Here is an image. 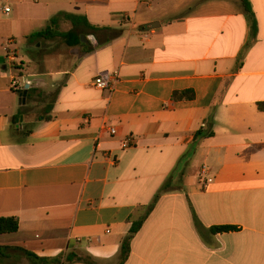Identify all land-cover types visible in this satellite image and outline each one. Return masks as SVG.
Segmentation results:
<instances>
[{
    "label": "crops",
    "instance_id": "crops-1",
    "mask_svg": "<svg viewBox=\"0 0 264 264\" xmlns=\"http://www.w3.org/2000/svg\"><path fill=\"white\" fill-rule=\"evenodd\" d=\"M249 3L0 0V218L19 222L0 264H118L158 194L125 264H264V0ZM62 13L98 28L66 61L27 40ZM28 83L58 87L46 116L20 101Z\"/></svg>",
    "mask_w": 264,
    "mask_h": 264
},
{
    "label": "trees",
    "instance_id": "trees-1",
    "mask_svg": "<svg viewBox=\"0 0 264 264\" xmlns=\"http://www.w3.org/2000/svg\"><path fill=\"white\" fill-rule=\"evenodd\" d=\"M241 3L245 9V12L248 16H252V7L249 3V0H241ZM62 22H70L72 25V29L68 32H62L60 31V25ZM89 28L93 31L98 30L96 27H92L89 25L87 19L85 17H79L69 14H59L56 17L52 18L48 24V26L41 32H37L32 34L31 36L27 37L28 41H38L41 39L45 40H55L60 39L67 47H77V46H85V44L82 42L81 36L87 37L86 33L81 30V28ZM111 33V39H115L121 36L122 30L121 29H107ZM89 52V51H88ZM16 68V67H14ZM21 70V69H20ZM25 89L21 91L23 94ZM35 91L33 89L27 90V101L32 100L33 94ZM56 97V94L54 95V99ZM173 100L180 101L184 99H191L194 98V93L192 91H183V92H175L173 94ZM53 99V100H54ZM259 110L264 111V104H259ZM51 117H48L47 120H50ZM211 134H204L205 137H208ZM203 136V131H199L195 134V138L198 139ZM170 187V182H167L164 184L163 190H167ZM159 199V194L155 197L154 201L150 206L148 207V210L146 212V215L142 217L141 219L134 221L132 223V227L130 229V232L128 236H126L122 242L121 245V253H120V261L118 264H125L126 261L129 258L130 255V246L135 238V236L138 234L140 229L142 228V225L144 224L146 218L150 214V212L153 210L157 200ZM19 230V222L16 218H0V235L4 234H15ZM234 230L233 227H216L212 229V232H227ZM9 248L0 246V262L7 258ZM27 256H34L30 253H26ZM38 258V257H36ZM41 260V259H38ZM43 260V259H42ZM46 264L49 262L48 260H43ZM53 264H75V263H82V264H96L93 259L89 256H81L77 253H70L67 254L65 257L57 258L53 261H51Z\"/></svg>",
    "mask_w": 264,
    "mask_h": 264
},
{
    "label": "rangeland",
    "instance_id": "rangeland-1",
    "mask_svg": "<svg viewBox=\"0 0 264 264\" xmlns=\"http://www.w3.org/2000/svg\"><path fill=\"white\" fill-rule=\"evenodd\" d=\"M231 7L233 9L235 8L233 5H231ZM71 29H72V25L70 22H62L60 25V31H62V32H68ZM88 40H90V39H88ZM47 41L48 40H45V39H41L39 41V43H41L42 45H45V48L43 49V51H44L43 55L44 56L46 54L50 53V55H52V56L54 54V56L56 57L57 60L66 61V59H70V58L74 59V57H76V54L78 53V52H76L77 51L76 49H79L78 48L79 46H77L76 48L67 47L60 39H55L54 42H52V43L51 42L49 43ZM33 42H35V41H31V43H33ZM49 45H51V46L49 47ZM33 48H34V46H33ZM48 48H50V49H48ZM22 56H26L25 53H23ZM13 67H16L13 69H14V72L16 73V75L18 76L19 79H21L22 75L26 74L25 73L26 71L24 70L25 67H22V66L18 65L17 63H15ZM28 86L30 87L29 83H28ZM57 88L58 87H54L53 89L50 90V92H45L39 88L37 90H35L36 92H34V94H33L31 103L29 102V104H27V107H26L28 109V111H30V113H32L31 115H33L34 119L37 116H41V115L46 116L44 114V110L49 105V102H51L52 95L58 90ZM47 97L49 99H47ZM21 118H22V116H20V119ZM81 256L85 257L83 254H81Z\"/></svg>",
    "mask_w": 264,
    "mask_h": 264
},
{
    "label": "built area",
    "instance_id": "built-area-1",
    "mask_svg": "<svg viewBox=\"0 0 264 264\" xmlns=\"http://www.w3.org/2000/svg\"><path fill=\"white\" fill-rule=\"evenodd\" d=\"M10 9H6V12H9ZM118 81V75L117 73H113V74H103V75H100L99 77H97L93 83V86L96 88V89H99V90H114V87H115V84L117 83ZM18 86V83L17 82H14V87H17ZM28 87L26 88H23L22 90H26ZM111 133L112 134H115V130H111ZM133 142V140L129 139L127 140V143L128 144H131ZM206 172V167H203V171L202 173H205Z\"/></svg>",
    "mask_w": 264,
    "mask_h": 264
},
{
    "label": "water",
    "instance_id": "water-1",
    "mask_svg": "<svg viewBox=\"0 0 264 264\" xmlns=\"http://www.w3.org/2000/svg\"><path fill=\"white\" fill-rule=\"evenodd\" d=\"M151 28H153V25L151 26ZM81 38H82V42H83V43H85V44L89 43L88 38H86L85 36H82ZM28 89H29V88H27V89L24 91V93L20 95V98H21L20 101H22L24 104L26 103V96H27V90H28ZM21 119H22V118H21Z\"/></svg>",
    "mask_w": 264,
    "mask_h": 264
}]
</instances>
